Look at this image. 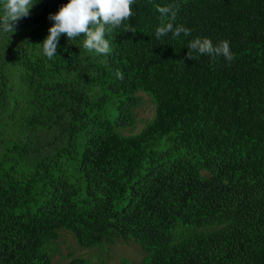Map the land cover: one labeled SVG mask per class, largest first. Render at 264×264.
I'll return each instance as SVG.
<instances>
[{"label":"trees","instance_id":"trees-1","mask_svg":"<svg viewBox=\"0 0 264 264\" xmlns=\"http://www.w3.org/2000/svg\"><path fill=\"white\" fill-rule=\"evenodd\" d=\"M68 2L33 0L0 29V264H54L62 231L85 249L135 242L142 264H264V0H136L109 55L62 35L48 59ZM169 22L191 34L157 38ZM197 37L235 59H188ZM140 93L155 115L125 134Z\"/></svg>","mask_w":264,"mask_h":264},{"label":"clouds","instance_id":"clouds-1","mask_svg":"<svg viewBox=\"0 0 264 264\" xmlns=\"http://www.w3.org/2000/svg\"><path fill=\"white\" fill-rule=\"evenodd\" d=\"M135 2L136 0H69L58 12L49 16L54 23L48 29L47 37L39 44L42 45L43 54L52 59L56 56L62 35L73 41L83 34L84 49L98 55H109L112 48L106 37L111 29L124 25L135 16L131 7ZM35 4L33 0H0V7L3 10V16H0V29L13 33L16 30L15 25L30 15ZM158 11L162 16L170 13L171 19L175 20L176 11L172 6L160 7ZM129 30L132 31L131 25H128ZM169 33L172 38H178L181 34L190 35L191 30L172 22L161 25L156 30L157 38ZM188 49V59H193V51L210 56L213 60L219 56H223L229 62L235 59L227 40L214 45L210 38L197 37L189 42ZM117 76L123 79L121 73L118 72Z\"/></svg>","mask_w":264,"mask_h":264},{"label":"rangeland","instance_id":"rangeland-1","mask_svg":"<svg viewBox=\"0 0 264 264\" xmlns=\"http://www.w3.org/2000/svg\"><path fill=\"white\" fill-rule=\"evenodd\" d=\"M143 101L137 110V125L125 134H137L153 119L155 104L144 93H140ZM51 254L54 264H66L73 258H83L90 264H142L145 253L135 242H117L113 245H103L94 248L80 247L75 238L68 231H62L60 237L53 242Z\"/></svg>","mask_w":264,"mask_h":264}]
</instances>
